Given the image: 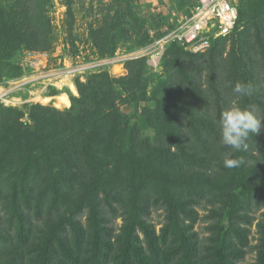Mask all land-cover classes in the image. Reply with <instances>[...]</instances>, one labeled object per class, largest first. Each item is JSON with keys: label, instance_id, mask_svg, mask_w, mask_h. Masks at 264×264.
I'll use <instances>...</instances> for the list:
<instances>
[{"label": "trees", "instance_id": "16d2710c", "mask_svg": "<svg viewBox=\"0 0 264 264\" xmlns=\"http://www.w3.org/2000/svg\"><path fill=\"white\" fill-rule=\"evenodd\" d=\"M37 5L33 0L0 5V59L21 45H46L47 11ZM253 7L255 0L240 1L233 31L212 40L210 47L240 27L238 34L247 35L245 27L252 26L259 35L264 17ZM178 59L179 54L170 64L175 71L158 84L164 98L142 111L153 138L130 129L119 108L148 100L141 63L126 76L100 73L77 81L78 96L67 110L39 103L22 109L0 106V226L5 225L0 228V264H28L27 259L29 264H81L80 253L88 264L240 262L247 245L240 222L248 224L242 218L251 205L264 207V157H257L260 168H249L245 161L252 110L243 100L231 127L224 116L233 109L232 98L224 100L218 89L215 63L209 95L201 71L195 75L184 64L175 66ZM237 69L231 62L224 72L235 92L243 80ZM210 96L218 121L208 116ZM58 100V106L67 103ZM204 198L228 211L218 241L206 250L208 260L188 232L198 215L194 206ZM151 205L165 212L158 232L145 219ZM104 206L121 218L119 233L108 227ZM259 226L263 239L256 264H264V221ZM139 231L147 248L137 245ZM240 234L242 242L235 239Z\"/></svg>", "mask_w": 264, "mask_h": 264}, {"label": "rangeland", "instance_id": "374dc122", "mask_svg": "<svg viewBox=\"0 0 264 264\" xmlns=\"http://www.w3.org/2000/svg\"><path fill=\"white\" fill-rule=\"evenodd\" d=\"M12 1L0 0V5L6 7ZM195 1L33 0V3H38L39 7L42 4L44 10L47 11L46 19L49 24L47 43L39 46L21 45L8 57L0 59V82L23 78L31 73L24 63L27 50L47 52L48 56L41 59V67L46 64L48 67L46 70L57 72L69 67L74 72L68 76H58L57 80L52 81L53 84L42 92L37 85L29 87L31 92L21 93V97L29 101L20 108L31 103H39L43 106L67 110L72 105V98L78 96L77 81H86L91 76L100 73L117 78L126 76L134 70H130L131 68H138V63H141L146 71L144 81L148 100L121 103L119 108L125 115L130 129L139 132L142 137L153 138L155 131L147 124L142 111L147 107H155L157 100L164 98L158 84L167 77L168 73L175 71L176 67H171L170 64L176 55L179 54V59L178 62H175V66L184 64L185 70L195 75L198 70L201 71V83L209 95L212 94V91L208 85L211 82L212 65L215 63L220 77L217 83L218 89L224 100L232 98L230 106L233 109L228 110L227 116H224L226 122L231 127L237 124L239 114L236 116L235 112H242L243 100L249 103L252 116L254 114V117L250 118L249 127L247 126L249 134H247L244 152L247 154L245 158L247 166L260 168L263 163L258 161L257 157L259 155L261 158L264 157V42L261 44L258 36L264 39V20L262 21L263 30L259 35L252 26L245 27L247 35L238 34L242 29L240 27L232 35L218 40L201 53H194L181 45L171 46L170 43L163 47L161 54L154 59V63L149 64L148 62L151 54L157 50L155 42L189 16ZM232 1L238 7L240 1L244 0ZM253 8L260 10L264 17V0H255ZM214 49L213 53L217 52V54L214 55V62L211 63L210 56ZM231 54L233 56H230ZM100 62L102 63L98 64ZM231 62H234L238 67L237 74L243 79L238 81V85L241 87L239 92H235L225 81V69ZM192 65H197L198 68L192 69ZM173 75L175 76L176 72ZM120 93L122 94V92ZM38 95H41L40 97L45 100L36 99ZM59 97L65 98L67 102L65 106H58ZM33 98L37 101L30 100ZM240 101L241 104H239ZM209 106L207 111L211 115L208 116L213 121H218L217 107L213 98L210 100ZM224 107L229 108L226 101ZM202 118L204 119L201 116ZM231 132V129L227 131L228 138L232 137ZM258 176L261 177V174ZM210 201L208 198L198 200L199 203L194 206L198 214L196 221L188 229V232H193L192 234L195 235L194 240H196L199 250H205V252L216 244L218 240L215 238L223 231L224 225L222 230L219 229L228 220L226 216L228 211L220 207L219 203ZM104 210L108 227H111L113 232L119 233L121 218L116 216L115 211L108 206H104ZM164 213V209L151 205L149 214L145 216L156 232L162 226ZM263 214L264 207L251 205L246 213L248 217L242 218V221L248 222V224L240 222V225L246 228V237L244 238H246L247 245L242 249L243 258L236 264H256L259 245L263 239L261 226H259L264 221ZM4 226H0V228ZM1 234L0 232V238ZM240 236L241 234L235 235V239L242 242ZM142 237L140 232L137 245L142 249L145 246L147 248V242ZM145 252L148 254V250ZM204 254H206L205 260H208L209 252L202 255ZM85 255L88 256V252ZM114 255L111 254V258ZM133 256L135 258V254ZM85 259L84 254L80 253L81 264H88ZM27 260L29 264L30 259Z\"/></svg>", "mask_w": 264, "mask_h": 264}, {"label": "built area", "instance_id": "2783aa9c", "mask_svg": "<svg viewBox=\"0 0 264 264\" xmlns=\"http://www.w3.org/2000/svg\"><path fill=\"white\" fill-rule=\"evenodd\" d=\"M237 19V6L232 0H196L189 16L155 42L157 50L151 54L148 62L154 63L163 47L170 43L185 46L194 53H201L210 47L212 40L229 35L236 26ZM46 56L47 52H25L24 63L31 73L23 78L0 82V106L20 108L29 101L21 97L22 92H31L29 87L37 85L42 92L52 85V81H56L58 76L73 74L74 70L69 67L59 72L46 70V64L41 67V59ZM40 96L36 99L45 100ZM36 99L30 100L37 101Z\"/></svg>", "mask_w": 264, "mask_h": 264}, {"label": "bare ground", "instance_id": "6f19581e", "mask_svg": "<svg viewBox=\"0 0 264 264\" xmlns=\"http://www.w3.org/2000/svg\"><path fill=\"white\" fill-rule=\"evenodd\" d=\"M74 90V88H72Z\"/></svg>", "mask_w": 264, "mask_h": 264}]
</instances>
